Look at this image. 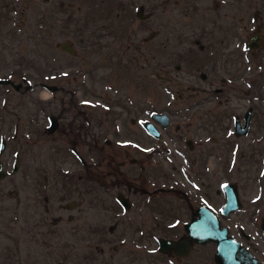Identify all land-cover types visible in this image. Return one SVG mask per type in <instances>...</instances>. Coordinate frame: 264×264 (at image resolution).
Here are the masks:
<instances>
[{"label":"rangeland","instance_id":"1","mask_svg":"<svg viewBox=\"0 0 264 264\" xmlns=\"http://www.w3.org/2000/svg\"><path fill=\"white\" fill-rule=\"evenodd\" d=\"M129 1L126 20L123 0H0V77L20 82L0 83L2 168L18 158L0 177V264H213V242L174 256L158 251L155 238L170 236L166 225L181 234L184 197L218 209L227 181L236 183L241 210L221 223L264 264V28L260 50L241 52L247 70L237 89L227 82L224 94L208 96L190 84L220 81L152 77L151 18L135 15L143 0ZM247 106L249 128L234 135L232 119ZM164 107L180 111L154 138L140 122ZM149 201L172 211L159 229Z\"/></svg>","mask_w":264,"mask_h":264},{"label":"flooded vegetation","instance_id":"2","mask_svg":"<svg viewBox=\"0 0 264 264\" xmlns=\"http://www.w3.org/2000/svg\"><path fill=\"white\" fill-rule=\"evenodd\" d=\"M123 1L124 2L121 3V5L118 4V6L123 12L126 13L123 18L127 20L131 17V10H134L133 6L135 2H131L129 0ZM139 3L140 12H136L135 15L142 20L151 18L149 23L151 22V26L153 27L151 30L154 38V51L152 53L154 60V71L152 77L155 80L172 81L173 84L176 82L179 84L178 82L180 79H183V81H205L208 79L211 81H220L219 85L214 86L211 89H203L197 84H190L189 87L192 90L193 88H196L199 93L208 96H218L224 94V89L230 87L226 84L227 82H233L231 87L234 90L237 89V83L240 82L242 74L247 70V68L243 70L240 68L242 56L241 52L244 51L249 55L251 54L254 56L260 50L261 44L263 42L264 0H152L151 6L145 0ZM108 27L110 28V26ZM104 28H107V25H105ZM253 34H258L260 36V43L258 47H246L245 45L248 41V38ZM21 79L23 80L24 78L22 77ZM25 87H27V85ZM155 90L157 92L161 91L159 83L157 84ZM170 92V90L165 89V94L167 97L170 96ZM178 111L180 110H173L167 107L151 110L149 111L148 119L142 120L140 125L144 132L152 136L142 126L144 121H149L152 123V125H154V127L159 132L157 136L152 137L158 138L161 135L159 129H164L169 124L172 113ZM152 112L166 113L168 116L166 124L163 126L160 121L155 120L151 116ZM245 112H247L248 115V130L249 123L252 119L251 106H247L245 108L241 114V117L237 115L233 117L232 128L235 119L243 123ZM49 116L48 121L50 119ZM184 143L188 148H192L190 139L186 138ZM3 149L0 150V152H2ZM14 161H16L18 165L17 154H14L12 165L10 169L6 171L2 168V161L0 160L1 176L14 172L11 171ZM134 161L135 159L132 158L131 162ZM140 171H142V168ZM154 191L155 189H153V192ZM216 191L218 192V189H216ZM119 196L126 200H124L125 204H122ZM224 198L225 196L223 193V201L221 202L218 209H214L207 203L199 201L192 202L184 197V205L182 204L179 206L184 210H188V216L180 223L181 234L178 235L176 233V226L166 225L165 227L163 225V229L170 232V236H163L162 233V235H158L155 238L157 250L160 252H169L174 256H183L174 254L170 249L164 251L159 250L157 239L160 237L169 238L172 240L186 238L187 234L184 228V223L196 215L195 211L201 205H205L210 208L217 215L220 224H222V220L228 218L229 214L241 210V200L238 194V209L228 212L226 215H222L220 213V209L224 204ZM116 200L117 203L124 209H127L130 206L128 197L120 192H117ZM149 202L151 203H148V207L152 209L154 214H152V227L157 226V229H159L160 216L162 218L167 217L168 215L172 214V211L168 212L167 209L161 214L159 211V205H155L153 201ZM156 211L158 212L157 215L155 213ZM175 212L180 213L182 210L179 211L176 207V211H174V213ZM158 215L159 218L157 217ZM252 215H254V213ZM263 226L264 217L260 216L258 227L259 231L264 236L262 232ZM149 235L150 234H146L145 236L148 237ZM238 235L244 239H248L249 237V234L246 233L241 227H238ZM207 242L209 241L204 243L190 241V248L188 252L192 248L193 244H205Z\"/></svg>","mask_w":264,"mask_h":264},{"label":"water","instance_id":"3","mask_svg":"<svg viewBox=\"0 0 264 264\" xmlns=\"http://www.w3.org/2000/svg\"><path fill=\"white\" fill-rule=\"evenodd\" d=\"M260 43V36L253 34L248 38L246 47L257 48ZM60 47L71 51L67 42L60 43ZM0 83H9L14 89H17L20 85L19 82L13 83L9 78H0ZM42 87L48 90L56 89L53 84H47L44 82L39 83ZM151 116L161 122L164 126L168 120V116L164 112H152ZM48 130H52L56 126V119L49 116ZM143 128L152 136H157L158 131L149 121L142 123ZM248 127V115L244 114L243 123L235 119L233 124V134L239 135L245 133ZM188 141V140H186ZM4 147V139H0V150ZM17 168V162L11 168V171H15ZM1 176V173H0ZM224 192V204L220 209L222 215H226L228 212L234 211L239 207L238 193L236 185L233 182H225L222 185ZM122 204H125V199L119 196ZM125 200V201H124ZM196 215L189 221L184 223L186 231V238L169 239L160 237L157 239V245L159 250L164 251L170 249L176 255H186L190 248V241L204 243L206 241H212L215 244V249L212 254V260L214 264H260L259 260L243 245H241L234 237L227 233L225 226L220 225L217 215L207 206L201 205L196 209ZM264 234V226L262 227ZM190 241H189V240Z\"/></svg>","mask_w":264,"mask_h":264}]
</instances>
